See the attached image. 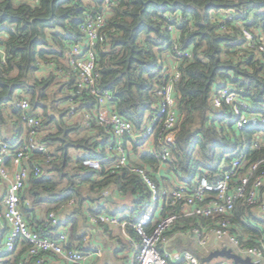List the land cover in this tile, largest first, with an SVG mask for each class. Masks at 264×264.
<instances>
[{"label":"trees","instance_id":"obj_1","mask_svg":"<svg viewBox=\"0 0 264 264\" xmlns=\"http://www.w3.org/2000/svg\"><path fill=\"white\" fill-rule=\"evenodd\" d=\"M104 1L0 0V139L6 141L12 151L16 150L27 134L25 116L40 117L42 130L54 127L55 132L44 138L54 146L51 149L53 159L50 164L42 165L40 177L31 176L21 190V210L32 229L43 230L45 234L53 230L45 225L49 213L74 199V205L66 211L74 223L69 238L71 245L75 238L74 227L86 220L88 199L80 191L82 183L98 190L116 184L123 193L129 190L134 195L139 193L141 201L147 195L144 184L128 168L93 173L82 166L86 158L99 160L103 166L113 161L114 155L107 150L110 136L104 133L103 127L92 122L84 124L81 120L68 119L72 106L77 109V115L90 111L95 101L87 94L72 95L77 89V75L65 62L66 44L68 41L82 43L81 22L87 12L103 11ZM114 1L106 15L105 47L96 51L97 88L100 92L111 93L113 111L131 122L136 132L159 102L157 92L163 86L164 64H169L173 56L172 45L177 43L181 50L191 55L179 66L175 95L182 121L165 171L185 183L199 171H208L212 176L225 168L236 150L242 148V138L247 141L245 147L251 158L264 157V144L260 151L250 150L256 134L264 137V125L237 131L229 124L219 130L220 122L228 120L227 109L221 116L211 118L214 112L211 95L214 87L220 84L240 90L239 99L252 106L264 104L263 62L246 46L238 24L226 22L229 30H222L221 23L212 19L217 12H232L234 18L245 25L249 14L254 13V22L246 26L264 36V15L260 13L264 10V0ZM43 66L49 71L39 77ZM17 93L27 98L28 110L9 104ZM5 113L14 128L11 141L2 132ZM124 141L131 147L129 153L131 150L137 153L139 143L135 139L127 136ZM70 148L79 153L71 171L67 169L72 161ZM32 158L41 161L37 153H33ZM138 158L140 164L130 162L153 168L159 165L158 160L148 154H140ZM80 171L87 175L81 178ZM96 175L99 180L94 179ZM155 180L159 184V180ZM175 209L178 212L179 206ZM229 218L239 226L241 241L242 235L249 236L243 243L252 245L264 237V220L251 208L237 204ZM243 218L249 223L242 222ZM212 220L213 217L180 216L166 235L187 229L191 223L208 224ZM8 231L9 226L0 223V246ZM27 246L24 239L19 240L10 254L0 258V264H16ZM187 249L203 261L202 254L191 246ZM46 256L50 261L45 264L58 260L52 254ZM28 264H33V259Z\"/></svg>","mask_w":264,"mask_h":264},{"label":"built area","instance_id":"obj_2","mask_svg":"<svg viewBox=\"0 0 264 264\" xmlns=\"http://www.w3.org/2000/svg\"><path fill=\"white\" fill-rule=\"evenodd\" d=\"M115 4L114 0H105L103 11L87 12L80 24L83 34L82 44L67 42L65 49V62L77 75V89L73 96L89 95L94 99V107L90 111H81V121L84 124L94 123L104 128V133L110 136L107 150L113 161L104 165L96 159L86 158L82 166L93 173L114 172L119 168H128L129 172L140 179L144 184L147 196L134 218L109 215L98 212L93 207L88 212V219L93 224L109 223L118 225L123 234L130 240L132 257L129 264H235L233 260L218 257L207 260L210 251L203 255V261L190 251H171L167 245L171 236L166 232L177 222L180 216L213 217V220L204 224L191 223L187 232L192 234L200 246H205L214 237V242L227 240L236 249L239 256L250 259L256 264H264V237L256 243L248 245V235H242L239 226L231 221L229 215L237 204L249 207L264 220V157L251 158L250 151L245 147L246 139L242 138V148L234 153L230 162L219 173L211 174L208 171H199L189 183L183 182L176 188H167L158 184L155 173L166 168V162L171 159V147L176 141L182 121L177 111L175 85L180 77V62L189 58V52L180 49L177 43L172 45L173 56L171 62L164 66L162 79L163 86L158 90L159 102L150 113L148 120L139 131L133 129L132 123L123 119L112 109L113 96L109 92H100L97 88L98 74L96 69L97 48L105 47L107 40L106 15ZM264 15V10L260 11ZM254 13L249 14L247 25L254 22ZM232 12H217L212 19L221 23L222 30H229L224 23L235 22L240 28V35L244 38L246 46L253 50L263 62L264 70V36L257 30H252L246 24L234 18ZM237 17V16H236ZM169 30H173L169 27ZM113 29H110L112 32ZM176 31V29H175ZM0 52L2 50L0 48ZM49 66L54 64L46 63ZM241 91L230 86L217 85L211 95L213 115L217 118L228 110V120H222L221 126L231 125L234 130L241 131L244 127L256 128L264 125V104L252 106L239 99ZM13 107L21 110L29 109V102L21 93L9 102ZM77 109L71 107L69 116L75 115ZM27 134L21 145L14 151L9 144L0 139V223H6L9 231L0 246V258L10 254L17 246L19 240L24 239L28 246L24 255L16 264H45L50 261L46 254H52L63 262L69 264H85L84 252L77 249L69 240L70 217L66 211L75 201L71 199L61 206L58 211L48 215L45 225L56 229L54 233L43 234V230H34L28 224L21 210L20 192L24 189L28 179L32 176L38 178L42 175L43 164H50L53 157L50 142L45 141V132L41 129V118L38 116H25ZM129 136L143 146L140 154H148L158 160V169L147 165H134L130 162L129 145H125L124 138ZM252 140L250 150L257 152L262 149L264 137L256 134ZM100 138V137H99ZM102 138V137H101ZM100 138V139H101ZM33 153L41 156L40 160H33ZM11 159L7 165V159ZM213 177V180L211 179ZM99 176L94 179L99 180ZM108 188L102 190L108 194ZM179 206L176 212L175 207ZM221 216L215 218L216 216ZM248 224L249 221L242 219ZM237 232V233H236ZM221 248H228L226 246ZM97 256L101 250L93 249ZM212 252V251H211Z\"/></svg>","mask_w":264,"mask_h":264},{"label":"crops","instance_id":"obj_3","mask_svg":"<svg viewBox=\"0 0 264 264\" xmlns=\"http://www.w3.org/2000/svg\"><path fill=\"white\" fill-rule=\"evenodd\" d=\"M175 34L177 35V31H175ZM43 67L44 70H41L38 73V75L40 76L47 74V72L49 71L47 70L46 66ZM4 118L6 120V124L3 126L2 132L4 137L11 141L14 137V128L6 113L4 114ZM44 132L45 134L54 133L55 130L54 127H48L47 129H44ZM139 146H141L140 143L139 145H137V153H133L132 150L130 152L131 161L138 164L141 163L138 158L140 155V153H138ZM10 163L11 159L8 158L7 165H10ZM72 168L73 161L69 163L67 169L71 170ZM80 175L82 178L85 177L87 173L80 171ZM155 178L159 180L158 182L161 185H165L169 189L176 188L183 183V181H180L176 178L175 174L168 173V171H165L163 169H160L155 173ZM80 191L84 193L88 199L85 205L86 220L79 221L74 227L75 238H73V245L75 247H78L80 251L84 252L86 256L85 264H129L132 257V246L130 240L126 236H124L127 239L128 243L126 245H123L120 239L114 235V232H120L123 235L121 228L118 225H112L109 223L93 224L88 219V212L93 207H95L101 213L134 218L140 208V205L138 203H141V195L139 193L134 195L132 190L123 193L122 191H120L116 184H113L108 188L109 192L107 195H104L102 193V190L92 189L91 185L85 183H82L80 185ZM66 214L70 217L68 213ZM73 224L74 223H71L70 219L71 226L69 227L68 231L69 238H71ZM187 230L188 228L183 230L179 229L171 236L168 250L190 251L189 249H187L188 246L194 248L192 245L196 244L197 241L192 234L187 232ZM54 231H56V229L51 230L50 234L54 233ZM189 242H191L192 244ZM187 243L189 244L185 245ZM95 248L101 250L102 253L100 256H97L94 253L93 249ZM216 249H221V247L215 248L213 250ZM53 263L69 264L63 262L60 259L56 260Z\"/></svg>","mask_w":264,"mask_h":264},{"label":"rangeland","instance_id":"obj_4","mask_svg":"<svg viewBox=\"0 0 264 264\" xmlns=\"http://www.w3.org/2000/svg\"><path fill=\"white\" fill-rule=\"evenodd\" d=\"M171 60H170V62H171ZM167 65H168V63L164 64V66H167ZM38 76L40 77V75H38ZM81 115L82 114L73 115V116L69 117L68 119L70 121H72V122H75V121H79L80 122ZM147 120H148V117L146 118L145 123L147 122ZM53 147H54L53 145L50 146V149H53ZM142 149H143V146L142 145L139 146L138 150L141 151ZM69 156H70V158H71L72 161H75V159L78 156V152L74 148H70L69 149ZM147 166H149V165H147ZM152 169H155L156 170V169H158V167H155V168H152ZM69 171H71V170H69ZM143 202H144V200H142L141 203H139V205L141 206ZM259 217L261 218L260 215H259ZM114 235L117 238L120 239V241H121V243L123 245H126L128 243L127 239L124 237L125 236L124 234L122 235L120 232H114ZM189 243H191V242H189ZM189 243H187L185 245H188ZM168 246H169V244L167 245V248H168ZM192 246L194 247L195 251L199 252L200 254H207L206 251H211V250H213L215 248L224 247V246H226L228 248H231L234 252H236V249L234 247H232L227 242V240L224 239V240H220L218 242H214V237L213 236L211 237V239L207 242V244L205 246H200L197 243L196 244H193ZM260 264H262V263H260Z\"/></svg>","mask_w":264,"mask_h":264},{"label":"water","instance_id":"obj_5","mask_svg":"<svg viewBox=\"0 0 264 264\" xmlns=\"http://www.w3.org/2000/svg\"><path fill=\"white\" fill-rule=\"evenodd\" d=\"M25 207L28 208V204H25ZM218 257H223L227 259L233 260L235 264H256L254 263L250 257H241L238 254L232 252L230 248H221V249H216L210 252L207 256V260H210L212 258H218Z\"/></svg>","mask_w":264,"mask_h":264}]
</instances>
